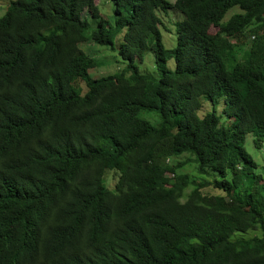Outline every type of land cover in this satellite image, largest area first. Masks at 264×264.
<instances>
[{
    "label": "trees",
    "instance_id": "1",
    "mask_svg": "<svg viewBox=\"0 0 264 264\" xmlns=\"http://www.w3.org/2000/svg\"><path fill=\"white\" fill-rule=\"evenodd\" d=\"M110 2L0 18V264H264V0ZM87 42L124 64L92 76Z\"/></svg>",
    "mask_w": 264,
    "mask_h": 264
},
{
    "label": "rangeland",
    "instance_id": "2",
    "mask_svg": "<svg viewBox=\"0 0 264 264\" xmlns=\"http://www.w3.org/2000/svg\"><path fill=\"white\" fill-rule=\"evenodd\" d=\"M14 0H0V18H2L7 10L8 5L13 2ZM94 3L98 6L99 10L101 11L102 15L107 18L108 21L111 20V2L110 0H94ZM235 12H239L238 8L231 9L224 17L223 21H226L229 19L231 15H233ZM173 14V13H171ZM176 19V22L174 24H170L168 29L161 30L162 35V44L163 47L167 50L170 48H173L175 46V24L180 20V18H174ZM168 20V19H167ZM90 28L92 29L96 24L93 20H89ZM168 23L166 24V26ZM217 30L212 29L211 33H215ZM256 29L251 30V33H254ZM90 32H88L89 34ZM251 35V34H250ZM84 53L89 57L88 62V68L90 73H93L95 77L99 75H105L106 73H115L116 69L118 67H121L124 63L121 61L120 57L118 56L117 50L111 51L109 47H100L98 45H95L91 42H87L80 46ZM230 48H226L223 50V54H227L229 52ZM121 62V63H120ZM99 63V65H97ZM91 66V67H89ZM139 71L143 74H150L155 71L154 68V58L150 51L146 53L144 56L143 61L139 64H136ZM168 69L173 70V63L172 61L168 63ZM208 107H205L207 109ZM217 112H221V107H217ZM152 114H147L145 112L140 113L139 117L141 119H146L151 121L152 123H155L154 117H150ZM253 137L251 135H248L244 142V149L245 151L251 156V158L255 161L257 164L256 168V174L261 176L264 179V143L262 145V149L257 150L254 148L252 143ZM203 140V138H200V142ZM185 158V157H182ZM181 160H184L182 159ZM183 173L188 174L190 177L195 178L196 174L194 171L193 166H186L182 170ZM114 182H112L113 184ZM208 194H215L217 195V192H214L211 188H208L205 190Z\"/></svg>",
    "mask_w": 264,
    "mask_h": 264
}]
</instances>
